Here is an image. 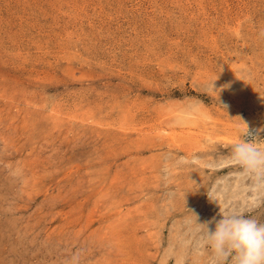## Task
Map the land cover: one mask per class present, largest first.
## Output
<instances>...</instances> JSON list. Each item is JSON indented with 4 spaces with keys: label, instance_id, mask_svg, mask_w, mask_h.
Returning a JSON list of instances; mask_svg holds the SVG:
<instances>
[{
    "label": "rangeland",
    "instance_id": "rangeland-1",
    "mask_svg": "<svg viewBox=\"0 0 264 264\" xmlns=\"http://www.w3.org/2000/svg\"><path fill=\"white\" fill-rule=\"evenodd\" d=\"M238 116L264 128V0H0V264H214L197 223L264 222Z\"/></svg>",
    "mask_w": 264,
    "mask_h": 264
},
{
    "label": "clouds",
    "instance_id": "clouds-1",
    "mask_svg": "<svg viewBox=\"0 0 264 264\" xmlns=\"http://www.w3.org/2000/svg\"><path fill=\"white\" fill-rule=\"evenodd\" d=\"M230 85H223L212 92L218 93ZM224 111L226 104L220 106ZM244 130L243 137L233 147V159L243 166L246 172L264 181V148L259 146L258 139L261 129H250L249 124L242 117H236ZM195 217H198L190 212ZM197 223V222H196ZM212 222L198 224L205 226L204 240L213 250L214 264H225L228 257L232 264H264V222L243 212L228 214L216 221L214 228L209 227Z\"/></svg>",
    "mask_w": 264,
    "mask_h": 264
},
{
    "label": "bare ground",
    "instance_id": "bare-ground-1",
    "mask_svg": "<svg viewBox=\"0 0 264 264\" xmlns=\"http://www.w3.org/2000/svg\"><path fill=\"white\" fill-rule=\"evenodd\" d=\"M203 119V118H202ZM178 120V119H177ZM205 130H207V129H205ZM174 137H176L175 135H173ZM179 136V135H178ZM215 136V135H214ZM170 137V136H169ZM179 138V137H178ZM202 138V137H201ZM215 138V137H214ZM172 139V138H171ZM211 140V139H210ZM209 140V141H210ZM261 148H264V144L262 145V147ZM255 195H256V193H255ZM238 195H236V197H237ZM223 203H220L219 204V207H222L223 208ZM200 227V226H199ZM196 246V247H195ZM195 247V248H194ZM194 247L193 246H189L188 247V249L189 250H196V253H195V256H194V258L191 260V257H190V263L189 264H195L194 262H196V261H199L201 264H205L206 262H205V259L207 258L205 255V250H203L202 248H198V244H196V245H194ZM177 263L178 264H183V263H185V259L182 257V255H181V257L179 258V260H177Z\"/></svg>",
    "mask_w": 264,
    "mask_h": 264
}]
</instances>
